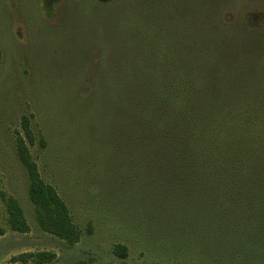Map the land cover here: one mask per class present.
I'll use <instances>...</instances> for the list:
<instances>
[{
  "label": "rangeland",
  "instance_id": "374dc122",
  "mask_svg": "<svg viewBox=\"0 0 264 264\" xmlns=\"http://www.w3.org/2000/svg\"><path fill=\"white\" fill-rule=\"evenodd\" d=\"M218 1L229 20L248 12L264 20V0ZM181 4L202 9L198 0ZM170 7V0H0V264L35 252L54 254L48 264H264L263 215L227 204L218 217L213 202L186 197L195 191L179 190L177 199L178 190L143 192L133 153L120 144L109 77L127 75L126 60L146 53L148 37L156 47L163 40L156 35L171 36L169 18L150 15L169 16ZM257 70L264 75V62ZM22 117L37 137L30 151L40 176L80 231L73 245L37 223L14 152ZM10 200L26 232L12 230Z\"/></svg>",
  "mask_w": 264,
  "mask_h": 264
},
{
  "label": "trees",
  "instance_id": "16d2710c",
  "mask_svg": "<svg viewBox=\"0 0 264 264\" xmlns=\"http://www.w3.org/2000/svg\"><path fill=\"white\" fill-rule=\"evenodd\" d=\"M177 1L170 0L169 16L150 14L169 18L171 36L156 35L154 39H163L156 47L148 37L141 48L146 53L126 60L127 75L109 77L108 90L122 116L120 144L133 153L141 191L178 190L176 199L183 196L179 190L195 191L197 196L186 197L213 202L218 217L227 204L235 205L237 214L264 216V75L257 73L264 62V20L255 12L229 20L230 12L216 0L212 5L198 0L201 11L199 5L191 13L187 6L176 7ZM36 140L30 118L22 117L14 152L37 223L73 245L80 231L55 187L40 176L30 151ZM38 143L45 146L42 137ZM7 212L12 230L26 232L14 201L8 202ZM54 256L23 253L11 262L48 264Z\"/></svg>",
  "mask_w": 264,
  "mask_h": 264
}]
</instances>
